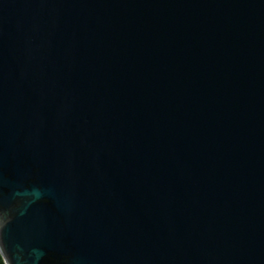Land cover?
I'll use <instances>...</instances> for the list:
<instances>
[{"label": "water", "instance_id": "1", "mask_svg": "<svg viewBox=\"0 0 264 264\" xmlns=\"http://www.w3.org/2000/svg\"><path fill=\"white\" fill-rule=\"evenodd\" d=\"M5 264H264V0H0Z\"/></svg>", "mask_w": 264, "mask_h": 264}, {"label": "trees", "instance_id": "2", "mask_svg": "<svg viewBox=\"0 0 264 264\" xmlns=\"http://www.w3.org/2000/svg\"><path fill=\"white\" fill-rule=\"evenodd\" d=\"M0 264H5V261H4V259H3L1 254H0Z\"/></svg>", "mask_w": 264, "mask_h": 264}]
</instances>
